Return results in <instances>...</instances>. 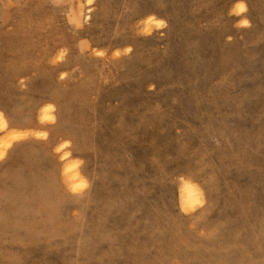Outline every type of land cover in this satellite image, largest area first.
Masks as SVG:
<instances>
[{
	"label": "rangeland",
	"instance_id": "374dc122",
	"mask_svg": "<svg viewBox=\"0 0 264 264\" xmlns=\"http://www.w3.org/2000/svg\"><path fill=\"white\" fill-rule=\"evenodd\" d=\"M0 264H264V0H0Z\"/></svg>",
	"mask_w": 264,
	"mask_h": 264
},
{
	"label": "bare ground",
	"instance_id": "6f19581e",
	"mask_svg": "<svg viewBox=\"0 0 264 264\" xmlns=\"http://www.w3.org/2000/svg\"><path fill=\"white\" fill-rule=\"evenodd\" d=\"M87 17H89V16H87ZM2 121H4V120H2ZM6 124H5V121L3 122V126H1L2 127V129H4V128H6V127H8V126H5ZM4 127V128H3ZM6 130V129H5ZM16 131H14V132H12V133H15ZM18 134V133H17ZM13 135V134H12ZM15 135V134H14ZM26 135H28V134H25V135H22L21 137L22 138H24V137H27ZM20 135H18L17 136V140H18V138H21V137H19ZM13 140H15V138H13ZM8 142V141H7ZM10 142V144H12L11 143V141H9ZM9 144V145H10ZM186 187L182 190V193H181V195H180V198H181V202L184 204V203H186L187 202V199L189 200L190 198H191V195H189V191L191 190V189H193V186L191 185V183L190 184H188V185H185ZM191 188V189H190ZM189 195V196H188ZM189 197V198H188Z\"/></svg>",
	"mask_w": 264,
	"mask_h": 264
}]
</instances>
